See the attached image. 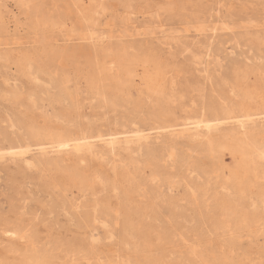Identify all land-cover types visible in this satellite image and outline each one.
Returning a JSON list of instances; mask_svg holds the SVG:
<instances>
[{"label":"rangeland","instance_id":"1","mask_svg":"<svg viewBox=\"0 0 264 264\" xmlns=\"http://www.w3.org/2000/svg\"><path fill=\"white\" fill-rule=\"evenodd\" d=\"M240 104L264 109V0H0V148L149 134L0 158V264H264L263 120L162 130Z\"/></svg>","mask_w":264,"mask_h":264},{"label":"bare ground","instance_id":"2","mask_svg":"<svg viewBox=\"0 0 264 264\" xmlns=\"http://www.w3.org/2000/svg\"><path fill=\"white\" fill-rule=\"evenodd\" d=\"M92 34H94V33H92ZM91 37L93 38L94 36L92 35ZM67 78L68 77H66L64 75V77L61 79L62 83L65 84L66 86L68 84L67 81H69V79L67 80ZM73 87H74V85H73ZM104 89L105 88L103 87L100 90V93L105 95V96H107L106 92L104 91ZM255 95H256V93H255ZM248 108H249V106H248ZM250 109H247L246 106L240 104V105L236 106L232 110L225 109L224 110V114L222 115V117H218V119L217 118H213L211 120H198V121H194V122H191V123H183L181 125L172 124V125H169L168 127H162V130L169 129L172 132L177 131V132H181V133H182V131L184 132V131L194 130L193 134L197 135L199 132H202V131L203 132L204 131L205 132L206 131L210 132L211 130L215 129L217 127V124H218L219 121H222V122L223 121L235 122V123L238 124L239 128H242V129L246 128V126L249 123H251V122H253L255 120H263V122H264V109H261V110H250ZM145 132H147V133H145ZM34 133L38 134V136L32 135V137H34L36 139V142H33L30 138H27V139H25L24 142L18 143L15 146H11L10 145L8 147H2V148H0V158L2 159L6 155H10V156H12L13 158L16 159V156L18 155L21 158H23V160L26 161L27 159L25 158V154L29 153L31 148H33L32 146H38L39 149L44 154L50 153V152H54V153L55 152L56 153L67 152L68 153V152H72V151L76 152V153H82V151H84V150H91L93 148V146H95L94 144L96 142H104V145L107 148H109L110 151H113V150H115L117 148V145L122 142L121 139L123 137H125V139H124V141H125L124 143L125 144L126 143H130V142H135V141L137 143L138 142L141 143V142H143L141 140H143V139L146 140L148 138V135H149L148 131H146V129L140 128V127H137L135 129H131V130L120 131V132H118V131L105 132V131H103L101 129H97L95 131H93V130H81L79 133H72L70 131H66V132L55 131L53 133L49 132L47 134H41L40 131H34ZM159 134H160V132H159ZM177 134L179 135V133H177ZM121 136H123V137L121 138ZM127 148H128V146H127ZM141 149L142 148H141V145H140L139 151ZM258 151H259L258 155L261 158H263L264 157V147L258 149ZM170 156L173 157L174 155L171 154ZM73 180H74V182L77 181L76 179H73ZM83 180H79V181H77L75 183H83ZM96 219H97L96 216H93L92 218L90 216L87 217V221H89V222L92 221V220H96ZM95 224H96V222H95ZM13 233H15V232H13ZM92 241L95 242V240H92ZM229 241H230V243L233 246H235L239 242V240H237L235 237L234 238H230ZM224 254L222 253V255H224ZM215 257H216V255H215ZM227 259H226V254H225V256H224L222 261L218 259L219 262L220 261L221 262L220 263L217 262V264H234L233 261H227ZM213 261H216V258L212 259V261H210V263H214ZM205 264H207V263H205Z\"/></svg>","mask_w":264,"mask_h":264}]
</instances>
